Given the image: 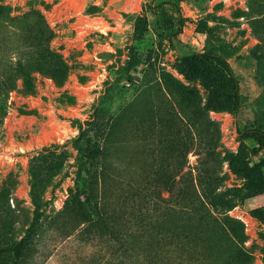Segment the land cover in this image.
I'll list each match as a JSON object with an SVG mask.
<instances>
[{
    "label": "rangeland",
    "instance_id": "rangeland-1",
    "mask_svg": "<svg viewBox=\"0 0 264 264\" xmlns=\"http://www.w3.org/2000/svg\"><path fill=\"white\" fill-rule=\"evenodd\" d=\"M263 13L264 0H0V264L24 240L81 264L92 249L55 228L97 175L113 207L179 224L161 197L187 172L220 201L198 218L200 247L264 264Z\"/></svg>",
    "mask_w": 264,
    "mask_h": 264
},
{
    "label": "trees",
    "instance_id": "trees-1",
    "mask_svg": "<svg viewBox=\"0 0 264 264\" xmlns=\"http://www.w3.org/2000/svg\"><path fill=\"white\" fill-rule=\"evenodd\" d=\"M254 22L264 23V15L254 18ZM256 32L264 41V31ZM11 51L20 54L21 50L14 47ZM100 182H105L100 175L89 182L83 195L74 198L69 221L55 228L63 242L73 239L80 246L92 249L80 256L81 264H216L210 252L204 250L205 246L201 248L203 244L197 242L196 226L199 219H214L215 213H220V201L200 175L194 178L191 172L184 173L183 186L175 180L170 182L169 196L161 197V201L167 204V219L180 215L182 222L166 225L162 230L149 227L140 211L113 207L106 192L96 189ZM144 192L146 189H141L131 196L134 199ZM223 218L226 220V215ZM14 245L19 254L15 264H49L48 257L59 243H53L52 249L46 247L41 254L38 244L36 247L24 240Z\"/></svg>",
    "mask_w": 264,
    "mask_h": 264
}]
</instances>
